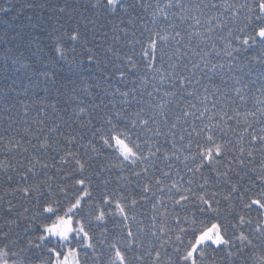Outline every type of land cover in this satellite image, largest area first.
<instances>
[{"label":"snow or ice","instance_id":"6c2138e0","mask_svg":"<svg viewBox=\"0 0 264 264\" xmlns=\"http://www.w3.org/2000/svg\"><path fill=\"white\" fill-rule=\"evenodd\" d=\"M22 8L58 26L5 57L0 264H264V0Z\"/></svg>","mask_w":264,"mask_h":264},{"label":"trees","instance_id":"16d2710c","mask_svg":"<svg viewBox=\"0 0 264 264\" xmlns=\"http://www.w3.org/2000/svg\"><path fill=\"white\" fill-rule=\"evenodd\" d=\"M25 2L31 3H45L46 5L56 4V3H63L64 0H0V6L7 7L9 4L13 5L12 11L9 13H0V89H4L6 84L11 82V80H16L19 84L24 85L28 83L27 69H21L19 73L14 71L15 68L19 67V64L13 65L11 63V59H6L5 57L15 58L23 53L21 60L33 63V67L39 68V63H34L36 58L31 55V50L35 48L37 44L45 47V52L51 56L52 49L51 45V37L49 33L51 29L55 25L54 20H49L47 17L49 15L47 8L43 11L40 9H28L22 8L19 13L17 14L16 9L20 8L21 5ZM69 3L74 5L80 6V11L84 12L87 16H92L91 11H86V5L91 3L92 0H68ZM154 2V0H153ZM40 13V16H37V13ZM79 13L72 17L69 20L67 17H64L59 23L64 24L66 28H72L76 26V21L78 19ZM32 17L31 20L28 18ZM108 18L106 16L100 17L101 23H107ZM36 23L37 27L32 28L31 24ZM19 33V35H17ZM16 36V39L13 40L12 37ZM29 41H32L29 44ZM11 48V52H6L5 50ZM69 66L65 65L63 69L60 70L59 74L61 76H69L70 74L67 71ZM5 68L7 71H5ZM87 75V73H85ZM5 77L9 79L6 80ZM79 83V81H78ZM43 86L37 87L34 91L36 93L35 96L32 95V90L29 91L27 97H23L24 99L28 100L29 103L32 100L36 101V106L39 105L41 102V98L45 97L47 94L42 91ZM21 92L23 88L21 87ZM85 101L87 102V97L85 96ZM257 98L264 99V97H260V93L254 91V95L249 98L248 107L252 108L256 103ZM65 98H61V107H63V100ZM3 104L2 97H0V105ZM23 111V108H20ZM35 111L31 113V115H35ZM3 154H0V160H3ZM4 214L0 211V223L4 221ZM21 234H23V227L20 228Z\"/></svg>","mask_w":264,"mask_h":264}]
</instances>
